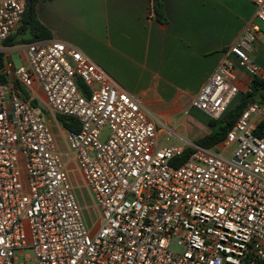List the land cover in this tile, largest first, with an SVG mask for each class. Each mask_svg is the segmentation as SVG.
<instances>
[{
    "label": "built area",
    "instance_id": "1",
    "mask_svg": "<svg viewBox=\"0 0 264 264\" xmlns=\"http://www.w3.org/2000/svg\"><path fill=\"white\" fill-rule=\"evenodd\" d=\"M264 24V0H252ZM26 0H0V43L20 26ZM249 26L231 53L251 75ZM13 82L0 81V264L30 248L36 264H264V102H251L218 145L160 143L158 121L72 44L29 43ZM224 58L194 99L219 119L238 94ZM83 82L87 93L78 83ZM37 84L49 111L71 116L67 155L23 97ZM109 134L104 137V131ZM74 163L99 217L89 225L68 166Z\"/></svg>",
    "mask_w": 264,
    "mask_h": 264
},
{
    "label": "crops",
    "instance_id": "2",
    "mask_svg": "<svg viewBox=\"0 0 264 264\" xmlns=\"http://www.w3.org/2000/svg\"><path fill=\"white\" fill-rule=\"evenodd\" d=\"M163 16L157 18L154 0H37L36 19L46 30V37L18 32V27L8 37L11 43H0L1 82L18 86L13 72L25 63L29 43L58 40L72 44L138 99L157 121L164 119L173 121L171 125L178 122L184 126L195 144L214 130L210 121H219L235 108L255 76L264 78V24L256 17L252 0H164ZM253 24L259 27L249 52L258 68L255 75L246 72L231 53V47ZM15 53H19L21 64L14 62ZM224 58L235 64L239 92L222 117L216 119L196 107L194 99ZM22 91L28 93V100L44 102L52 116L46 121L52 128L53 124L59 128V134L53 131L66 159V129L49 111L42 89L34 84ZM189 121L200 123L189 126ZM168 133L174 134V128ZM163 137L164 133L159 132L160 143H166ZM63 141L62 149L59 143ZM75 194L84 207L83 198Z\"/></svg>",
    "mask_w": 264,
    "mask_h": 264
},
{
    "label": "trees",
    "instance_id": "3",
    "mask_svg": "<svg viewBox=\"0 0 264 264\" xmlns=\"http://www.w3.org/2000/svg\"><path fill=\"white\" fill-rule=\"evenodd\" d=\"M163 1L164 0H154V11L158 19H163ZM36 4L37 0H26V9L22 19V23L18 28V32L31 33L33 35H38L39 38L46 37V30L43 29L37 22L36 19ZM11 43L12 41L9 39L6 40ZM3 54L0 53V67L2 65ZM2 77L0 75V81H2ZM23 92V97L28 100V93L26 91ZM251 102H264V78L255 76L249 89L242 94L239 102L235 106V108L229 111L224 117H222L219 121L213 120L210 121L211 126H214V130L198 139L195 144L201 145L203 147L211 148L214 145L221 142L227 135V132L231 128V126L239 119L242 115L246 106ZM38 101H31V105L36 109L38 107ZM56 120L58 123L66 130L69 131H79L80 130V122L78 119L66 116V115H56ZM255 133L258 136L264 135V119L258 124ZM192 149L187 147L183 154L177 157L174 160L175 165H179L181 162L186 160Z\"/></svg>",
    "mask_w": 264,
    "mask_h": 264
},
{
    "label": "rangeland",
    "instance_id": "4",
    "mask_svg": "<svg viewBox=\"0 0 264 264\" xmlns=\"http://www.w3.org/2000/svg\"><path fill=\"white\" fill-rule=\"evenodd\" d=\"M29 35L30 34H27L26 36L28 37ZM12 57L16 64H21L19 53L13 54ZM78 86L82 91L87 93L86 86L84 85L83 82L79 81ZM42 99L45 101L44 97H42ZM38 103L39 105H41L42 108L38 105L36 109L44 116L45 119L51 118L52 116L50 115V113L46 111V106L44 105V102L39 101ZM158 122H159L158 123L159 132L164 133L163 138H165L166 142L170 144L176 143L179 145L191 146L192 144L191 142L195 140V138L192 137V135L189 136V134H192V133L185 132V127L180 125L178 122H175L174 125H171L173 121H166L164 119ZM199 123L200 121H193V122L189 121V126H199ZM170 128H174V134L168 135L169 134L168 131ZM53 129L56 134H59V128L56 126V124H53ZM171 133H173L172 130H171ZM108 134H109V131L105 130L103 139H105ZM59 144H60V148L63 149L64 141ZM68 170L72 178V184H73V187L75 188V193H78V195L82 197L84 200L83 209H84V214L86 215L87 222L89 223V225H93V223L96 222V220L99 217L98 209L96 208L93 202V199L90 196L88 188L85 186L77 168L74 165H72L71 167H68ZM15 256L17 258L16 264H36L34 252L30 248L25 249L21 254L16 253Z\"/></svg>",
    "mask_w": 264,
    "mask_h": 264
}]
</instances>
